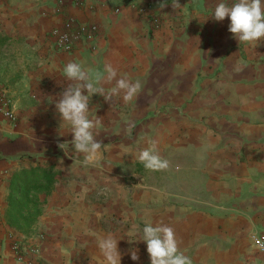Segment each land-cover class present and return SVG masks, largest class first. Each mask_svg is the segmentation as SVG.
<instances>
[{
    "label": "crops",
    "instance_id": "1",
    "mask_svg": "<svg viewBox=\"0 0 264 264\" xmlns=\"http://www.w3.org/2000/svg\"><path fill=\"white\" fill-rule=\"evenodd\" d=\"M217 2L0 0V83L16 115L11 123L0 106V264H103L96 237L108 233L121 238V264H150L146 243L131 234L148 222L172 227L192 264H264L255 247L264 236V37L240 43L227 17H213ZM69 18L95 25V36L55 51L48 32ZM69 61L93 76L110 64L117 79L141 85L128 102L122 94L92 95L89 115L101 121L96 139L104 149L97 166L71 147L73 134L56 109L71 83L63 74ZM98 86L110 91L115 80ZM152 142L173 167L200 168L209 195L200 206L195 192L138 169L136 154ZM35 165L57 175L24 233L6 220L9 178ZM229 181L234 201L212 199L213 186L227 195ZM14 243L37 244L40 255L25 249L19 262Z\"/></svg>",
    "mask_w": 264,
    "mask_h": 264
},
{
    "label": "clouds",
    "instance_id": "2",
    "mask_svg": "<svg viewBox=\"0 0 264 264\" xmlns=\"http://www.w3.org/2000/svg\"><path fill=\"white\" fill-rule=\"evenodd\" d=\"M179 5V0H175L173 7ZM211 13L217 21H222L225 17L229 19L228 30L240 43H257L264 37V0H232L231 3L228 0H218ZM63 74L71 83L63 88L56 100V109L62 122L68 125V130L73 134L71 147L84 154V164L97 166L104 149L102 141L96 139L101 121L89 115L92 95L99 93L110 100L122 94L123 100L128 102L137 95L141 85L138 81L133 82L124 77L117 79V70L110 64L105 66L104 73L97 72L93 76L80 63L69 61L63 67ZM104 80H115V86L106 92L104 87L98 86ZM60 147L66 150V142L61 143ZM136 158L146 169L162 170L169 167V161L162 158L156 150L155 142L140 149ZM131 234L146 243L150 264H192L191 258L180 250L173 228L162 222L145 223L141 232L133 230ZM120 239L113 233L96 237L103 264H121L118 249ZM131 258L139 259L135 250L131 251Z\"/></svg>",
    "mask_w": 264,
    "mask_h": 264
},
{
    "label": "trees",
    "instance_id": "3",
    "mask_svg": "<svg viewBox=\"0 0 264 264\" xmlns=\"http://www.w3.org/2000/svg\"><path fill=\"white\" fill-rule=\"evenodd\" d=\"M6 38L0 35V48ZM57 171L40 165L23 167L9 178L7 194V223L21 232H28L41 213L44 198L50 193Z\"/></svg>",
    "mask_w": 264,
    "mask_h": 264
},
{
    "label": "built area",
    "instance_id": "4",
    "mask_svg": "<svg viewBox=\"0 0 264 264\" xmlns=\"http://www.w3.org/2000/svg\"><path fill=\"white\" fill-rule=\"evenodd\" d=\"M66 0H57L58 4L64 3ZM72 4L80 5L84 0H69ZM170 1V0H162ZM96 33V26L93 24H86L77 21L74 18H69L62 26H54L48 32V38L51 41V45L55 51L69 52L72 49V45L75 41H87L92 40ZM0 106L3 108V114L11 123H15L16 115L13 108L10 106V102L5 91L4 85L0 83ZM40 238L44 237V234H39ZM255 247L260 254L264 255V236H259L255 239ZM13 249L16 253V260L19 262L24 261L26 256L25 249L33 256L37 258L40 255V246L37 244H31L30 246H24L19 243L13 244ZM32 260H28V264H31Z\"/></svg>",
    "mask_w": 264,
    "mask_h": 264
},
{
    "label": "rangeland",
    "instance_id": "5",
    "mask_svg": "<svg viewBox=\"0 0 264 264\" xmlns=\"http://www.w3.org/2000/svg\"><path fill=\"white\" fill-rule=\"evenodd\" d=\"M171 165V166H170ZM136 166L138 167L139 170H146L149 173V176L154 180L157 178L159 173L163 175V182H165V185L168 187H173L175 186L176 189L180 190L181 192H186V191H193L195 192V195L193 196L194 198L192 199V203H195V206L198 207L200 206V202L203 200V198L209 197V195H204V184L207 183V178L203 179V173L201 172L200 168L196 165V168H193L192 164H185L183 167L175 168L172 166V164H169V167L166 169L162 170H150L146 169L142 164L137 163ZM137 169V170H138ZM213 169L216 170V168ZM174 174V175H173ZM160 179V178H159ZM216 182V179H212V184ZM234 185L230 184L229 181V186L227 190V195L222 194H217L218 189L212 188L211 190V197L212 199H216L219 197H222L223 200H227V204H230L231 202L234 201V197H236L234 193ZM232 194V196H231ZM185 197V196H183ZM211 213H215L217 209H212L210 210ZM232 211H227V213H231ZM253 251H255V247L253 248ZM257 254V253H256ZM260 257V262H262L264 256L258 255Z\"/></svg>",
    "mask_w": 264,
    "mask_h": 264
}]
</instances>
